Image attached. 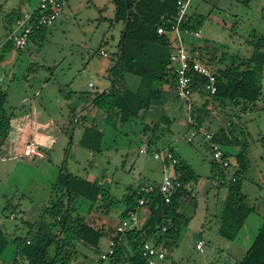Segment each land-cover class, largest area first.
<instances>
[{"label":"crops","instance_id":"crops-1","mask_svg":"<svg viewBox=\"0 0 264 264\" xmlns=\"http://www.w3.org/2000/svg\"><path fill=\"white\" fill-rule=\"evenodd\" d=\"M206 1L208 0H202L204 3ZM243 1L248 2L249 0ZM190 4L191 0H189L186 11L187 18L190 19L194 25H196V29L201 30V23L205 15L201 13L197 14L196 12L194 14L190 13ZM113 17L114 16H111L109 19H112ZM103 19L108 20V17ZM244 21L245 20L242 18H239L237 20L238 27H241L240 25L244 24ZM117 25L118 24H111L110 26L116 27ZM250 26L248 32H243L241 28L240 32L242 31L243 33L240 34V37L238 35L239 32H236L235 37L237 42H233L232 44L217 40H214L213 43L203 42L201 41L202 35L197 39H191L192 35L183 34L182 38L184 44L198 59L201 58L202 55L207 56V58L202 56V59L206 60V64L209 65L213 71H220L227 68V66L231 65L232 58L235 55L240 57L239 63L237 64L241 65L242 70L249 68L257 69L258 76L262 84V96L257 101L256 106L253 107V110H256L264 108V29H261L262 31H257L255 29L252 30ZM119 27L120 33L122 25ZM175 36V34H172L171 38L174 39ZM253 36H256V39L258 40L260 39L263 46L255 49L254 45L257 40L253 43ZM106 43H109V40L107 37H104L101 46L96 50L99 56L107 57L111 60L109 63H103L100 70L102 78L98 84L97 90L84 91L83 94H80L78 89L75 88H71L66 92L62 91L60 87L59 91H53L50 89L43 92L38 89L30 95H17L12 104H7L9 99L8 90L3 89L0 86L7 92L8 95L4 107L10 117V131L8 137L6 140L1 139L0 142V186L2 187L4 180L9 181L10 178L17 172V169L21 170L34 168L39 171L37 173L34 172V174L31 175L32 178H28V180L31 179V181L29 183L26 182L24 191H27L25 193H28L29 191L33 193L36 191V193L44 195L43 200L40 201L36 198H27L25 196L22 200H20L19 205L22 210L20 213L21 222L16 224V227L11 226L8 228L0 223L1 229L4 230L5 233L11 237V239L18 237L15 235V231H17L20 227H23L26 231V235L24 237L30 238V235L32 236L30 224H34L36 227L41 225L44 209L51 206L54 195L61 194V188L59 187L60 185L57 184V180L63 167H66L68 172L73 175L90 181H99L111 194V199L107 203L104 202V204L107 205L106 208H99V210H95L93 207L101 202L92 207L90 202L84 198H76L69 203L73 213L82 215L88 221L95 220L99 226H103L107 229V231L110 230L111 226L116 228L117 223L115 224L114 222L121 216V213L124 210V205H122L120 201L122 196L116 197L113 193L115 188L114 185L116 184L114 183V180H112L109 184L106 176L102 179L99 178V175L96 172L98 170L93 168V161H95L98 154L105 155L106 159H112L107 160L108 162H118L122 159V156L132 155L127 144V139L128 132L131 131L132 133H135V128L134 125L127 124L130 121L122 122L120 114H118L116 110L110 112L99 110L92 104V99L95 94L97 92L108 90L111 84L108 74L110 67L113 65L112 59L114 55H110L108 53L107 47L105 46ZM102 50L105 51L107 55H103L101 53ZM89 75L93 76L94 71H91ZM71 85H73V83L70 84V86ZM89 86L94 87L95 84L90 82ZM173 90L174 93L172 94L171 87H166L162 98L154 101L149 109L142 111L140 119L146 124L142 133L138 136L142 144L145 143L149 147V144L151 143L152 146L160 148L161 151H158L156 148V153H164L167 150H171L176 154L178 159H184V155L176 149V146L172 143V139L174 133L180 128L179 120L177 121V118L183 111H185L184 108L186 106V114L188 118L186 120L187 125H184V127L185 129L186 126L188 127V132H185L184 136L189 143L193 144L198 140H202L208 147H210L206 137L196 134L200 131H205L206 127H210L211 131L208 132L212 133L218 131L219 129H224L232 135L234 140H237V142L231 145H223V147L227 146L229 149V151H224L228 155V159L231 163L236 162V158L234 160L231 158L237 156L244 150H246L247 158L248 143H246L247 141H244V138L242 137V135H245L244 129L242 128H244V126L246 127L245 122H243V118L253 110H248L244 113L241 110V106H236L232 103H227L225 105L213 103L212 112L214 116L211 115L209 118L210 125H200V128L197 129L196 126L193 125L196 123L191 116V109H193V106L197 104H200V107H202L204 99L198 94L192 95V98H182L178 95L174 96L176 94L175 87ZM175 98L184 99L185 103L181 105L177 104L176 106L174 104ZM188 99H190L189 102L187 101ZM193 103L195 105H193ZM155 114H159L162 121H164V118L162 117L166 115L168 120L166 119L165 122H167L168 125L161 124L155 127L154 125L158 124V122L154 119ZM182 117L183 116H181V118ZM146 126H149L150 129H147ZM87 129H93V144L96 145L98 150H92L83 146L82 140ZM152 132L155 133L151 134ZM166 135H168V138ZM164 139H166L165 142L161 143ZM32 142L37 145V151L40 154L34 153L30 156L22 154L27 144ZM142 148L146 151L141 152ZM147 150L148 148L146 149L145 147H141L139 149V155L136 157L134 153V161H136L138 169L143 168L145 170L146 157L144 158L143 154H145ZM139 156H141V158ZM156 159H160L162 163L161 170L164 173L165 178L166 173L171 172V168L165 163L164 159ZM184 160L188 162L186 159ZM71 161H73L72 165L70 163ZM213 163L214 159L212 158L210 174L204 177L198 173V180L188 184V195L183 200H188L191 203L187 204L186 202L184 204L185 201H180L179 212L189 217L190 221L186 227L187 230L185 231V234L182 232L181 236L175 240L172 249V259L179 264H239L251 246H245V241L240 239V234L247 225L246 223L251 214L246 219L244 226L234 240H228L220 234L223 210L226 199L229 196V187L227 184L228 181H230L229 176L234 174V168H231L232 171L228 170L230 167L226 169V177L224 180H221L220 176L215 174V171L212 168ZM244 177L245 172H243L242 175V193L247 197L248 204L252 206L249 203L251 202L249 195L244 191ZM254 183L260 186V182L255 181ZM106 184L110 187H107ZM151 184L152 183L149 182L148 184L141 183L139 185L147 188ZM119 185L121 184L117 183L116 187H119ZM6 186L7 188H4L2 192H11L12 189L8 185ZM128 186L129 185H127L125 189ZM133 186L136 187L138 185ZM204 198L208 199L203 200ZM65 202H68V198L65 199ZM200 202H202V204H200ZM9 203L10 202L8 201L7 208L9 212L7 217L9 220H15L18 218V208L13 205V207L10 208ZM113 205L116 206L115 209L113 208ZM252 207L254 208V212L258 213L255 207ZM85 210H87L86 216L84 215ZM93 211H95V213L99 211L97 217L92 216ZM12 213L14 214L11 215ZM128 219L132 221L133 228L141 229L148 219L147 208H140ZM44 220L46 219L44 218ZM191 232H195L194 234H197L195 239V248L203 255L200 259L197 258L191 249L184 246L183 240L181 239L183 235L188 238L189 233ZM112 235H116V232L114 231L113 234L108 233L106 236L111 238ZM83 243L84 242L80 240L76 243V251L70 264H87L88 259L76 260V256L80 252L79 248ZM12 244L13 245H11L9 249L8 245L3 251L0 257V264H13L15 260H18L22 264H26L27 260L19 254L18 248L15 244ZM123 245L125 247L124 251H128L130 248L128 241L123 240ZM241 251L243 256L241 258L236 257V255L238 256ZM128 255L129 254L125 255L124 253L121 255L123 264H131L125 260Z\"/></svg>","mask_w":264,"mask_h":264},{"label":"trees","instance_id":"trees-1","mask_svg":"<svg viewBox=\"0 0 264 264\" xmlns=\"http://www.w3.org/2000/svg\"><path fill=\"white\" fill-rule=\"evenodd\" d=\"M112 2L115 6V15L110 22L112 25L121 24L122 29L117 49L113 53V65L109 69L110 88L97 92L92 104L99 110L108 112L116 110L120 114L121 121L128 122L140 119L142 111L149 109L154 101L162 98L166 87L175 86L176 73L171 60L169 36L159 34L158 27L166 23L167 28H171L172 18L178 13L179 0H112ZM19 13L16 12L9 18L5 27L7 34L12 30ZM183 27L197 28L190 19H187ZM47 29H36L30 35L29 41L38 38L43 40ZM254 46L257 49L263 44L257 39ZM1 47L4 53L18 48L12 41L3 42ZM2 59L3 55H0V60ZM199 59L204 62L202 58ZM239 59L240 57L235 55L231 65L223 70L214 71L217 78V92L213 95L203 90L205 77L195 75L198 92L209 97L204 100L203 107L213 103L219 105L232 103L241 106L244 113L253 110L262 96L261 80L257 69L242 70L241 65L237 64ZM7 96V92L0 87V138L3 140L7 139L10 131V117L4 107ZM162 118L168 120L166 115ZM201 124H203L202 117H198L196 124L193 125L199 129ZM157 125L159 123L154 126ZM146 128L150 129L149 126ZM93 133V129H87L82 144L86 148L98 150L93 144ZM213 135V140L222 145L237 142L224 129L213 132ZM149 147H152L151 143ZM156 148L161 151L160 148ZM173 155L176 156L175 153ZM226 157L228 158L227 154ZM164 160L171 168V177L181 182L180 188L170 193H163L161 191L163 180L155 181L147 188L141 185L136 187L129 185L120 199L121 204L124 205L120 216L122 221L133 216L140 208H147L148 219L141 229H129L118 235L117 227L111 226L107 231L95 220L88 221L82 215L74 214L69 204L72 200L82 197L93 207L99 202L107 203L111 199V194L99 181H90L73 175L63 167L57 180L61 194L54 195L51 206L44 209L39 227L30 224L32 234L30 238L18 236L11 239L4 230L0 229V257L7 246L14 243L19 254L27 260L26 264H70L78 240L97 247L103 236L108 233L113 234L115 231L116 235L111 237L115 241V254L112 255L115 264H123L121 258L125 250L123 240L128 241L132 248L131 254L125 259L126 262L148 264L141 255V247L144 242L149 241L165 250L168 264H179L172 259V249L175 240L181 236L190 221L189 217L179 212L180 201L186 198L187 186L198 180V174L184 159H179L177 163H173L171 159ZM230 165L234 168L233 176L237 179L228 182L229 196L223 210L220 234L228 240H234L248 216L254 212V208L248 204L247 197L242 193V175L247 168L246 150L236 156V162L230 161ZM212 168L221 180L225 179V169L221 168L218 162L214 161ZM66 198L68 202H65ZM141 199L144 200L142 205ZM44 214L51 215L54 221L44 220ZM164 226H167L166 230H163ZM28 239L31 240L30 243ZM13 264L22 263L15 260ZM239 264H264V223Z\"/></svg>","mask_w":264,"mask_h":264},{"label":"rangeland","instance_id":"rangeland-1","mask_svg":"<svg viewBox=\"0 0 264 264\" xmlns=\"http://www.w3.org/2000/svg\"><path fill=\"white\" fill-rule=\"evenodd\" d=\"M65 1L66 4L62 14L47 29L43 40L38 38L29 41L24 49L13 48L11 51L4 53L1 46L7 36L5 27L9 22V18L14 16L16 12H21L23 9L35 6L38 0H0V55H3V59L0 60V86L8 90L9 99L7 104H12L17 95H30L38 89L43 92L50 89L59 91L60 87L62 91L66 92L71 88H75L78 89L80 94H83L84 91L97 90L102 78L100 70L103 63H109L111 60L107 57L99 56L96 50L101 46L104 37H107L109 40V43H106L105 46L110 55H113L117 49L120 34L119 26L121 25L118 24L116 27H112L110 26L111 22L109 19V17L115 15V6L111 0ZM189 12L205 15L201 23V41L203 42L213 43L214 40H217L232 44L233 42H237L235 37L236 32H239L238 35L240 37V34L244 31L248 32L250 25L252 30L259 31L264 29L263 0H249L248 2H244L243 0H208L205 3L202 0H191ZM105 17H108V20L103 19ZM239 18L245 20L244 24L240 25L241 27H238L237 24ZM241 28L243 32H240ZM253 37L254 43L257 39L256 36ZM191 39L197 38L191 36ZM204 57L207 58L206 55ZM91 71H94L93 76L89 75ZM90 82L95 84V86H89ZM72 83L73 85L70 86ZM173 88L174 86L171 87L172 94L174 93ZM195 94H198L204 100L209 98L202 92L197 91ZM174 96H177V94ZM189 100L187 101L189 102ZM174 101L176 106L177 104L181 105L185 103V100L181 98H175ZM194 103L193 105H195ZM212 105L207 104V106L200 107V104H197L193 106L191 116L195 123L198 117H202L203 124L201 125H208L209 118L213 115ZM184 109L185 111L177 118L180 128L174 133L172 143L184 155V159L191 164L196 173L206 177L210 174L211 169V151L202 140H198L193 144L187 141L184 136V133L188 132V127L186 126V129L184 127V125H187L186 120L188 118L186 106ZM181 116L183 117L181 118ZM158 117L159 114H155L154 119L159 125H168L165 120L162 121ZM243 122H245L246 127L244 126L242 128L245 134L242 137L248 143V166L245 170L244 191L249 195L251 200L249 203L258 211V213H251L246 223L247 225L240 234V239L245 241L244 245L250 246L258 233V229L264 222V108L256 109L248 113L243 118ZM127 124L134 125L135 128V133L128 132L127 139V144L133 156H122V159L118 162H108L107 160L112 159H106L105 155L98 154L95 161H93V168L98 170L96 172L99 178L102 179L106 176L109 184L112 180L116 183L113 190L116 197H121L125 193V187L127 185L153 183L163 180L165 176L161 170L162 163L160 159L154 157L156 146L148 147L147 144H142L138 137L146 124L141 119L132 120ZM205 131H211L210 127H206ZM154 133L152 132L151 134ZM196 135L203 136L201 132H198ZM166 136L168 138V135ZM165 140L161 143H164ZM141 147L148 148L147 152L143 154V157H146L145 170L143 168L138 169V165L134 161L135 157L139 155V149ZM223 149L229 151L227 146H224ZM139 157L141 158V156ZM175 157L177 162H179L177 156ZM235 158L236 156L231 159L234 160ZM70 163L72 165L73 161ZM229 167L228 170L232 171V167ZM38 171L34 168L17 169V172L9 181H3L2 187L0 186V223L3 226H7L8 228L11 226L16 227L15 225L21 222L20 213L22 210L19 202L24 196L27 198H36L39 201L43 200L44 195L41 193H36V191L33 193L30 191L25 193L27 191H24L26 182L29 183L31 181L28 178H32L31 175ZM166 176H172L171 172L166 173ZM231 177L232 175L229 176V178ZM255 181L260 182V186L254 183ZM117 183L121 185L116 187ZM6 185L12 189L11 192H2L4 188H7ZM106 186L110 187L108 184ZM207 199L204 198L203 200ZM8 201L10 202V208L13 206L18 208V218L15 220H9L7 217L9 212L7 208ZM183 201H185L184 204L186 202L187 204L191 203L188 200ZM106 206L104 202H101L93 207V209H105ZM115 207L113 205L114 209ZM92 213L93 217H97L99 211L97 213L93 211ZM84 215H87V210L84 211ZM44 218L49 222L54 221L51 215L44 214ZM121 222V218L118 217L114 223H117V227ZM186 230L187 228L183 230L184 234ZM194 233H189L188 238L183 235L181 239L183 240L184 246L191 249L197 258L200 259L203 255L195 248L197 234ZM15 235L24 237L26 231L23 227H20L15 231ZM110 241V237L103 236L100 245L96 248H93L87 243H83L79 248L80 252L77 254L76 260L88 259L87 264H115L112 256H108L104 260L101 259V255L109 251ZM11 245L13 244L11 243L8 249ZM131 250L132 248L130 247L128 251H124V254L130 255ZM242 256V251L238 256L236 255L238 258Z\"/></svg>","mask_w":264,"mask_h":264},{"label":"built area","instance_id":"built-area-1","mask_svg":"<svg viewBox=\"0 0 264 264\" xmlns=\"http://www.w3.org/2000/svg\"><path fill=\"white\" fill-rule=\"evenodd\" d=\"M189 0H179L178 13L172 18L170 29L167 28L166 23L158 27L159 34H167L171 45V60L175 67L176 80H175V93L182 98H188L199 90L196 86L195 75L199 74L205 77L206 82L203 85V90L208 94H215L217 92V78L212 68L206 63L198 59L190 49L184 44L182 35L190 34L196 38L201 36L200 29H191L183 27L187 21V8ZM66 1L65 0H38L37 4L33 7L23 9L17 16L12 30L7 34L4 42L12 41L18 48L24 49L29 43L30 35L40 28H49L54 24L58 17L62 14ZM175 34L172 39L171 35ZM103 55H107L105 51H101ZM208 140L212 152V158L218 162L220 167L228 169L230 161L226 157V152L223 145L218 141L213 140V133L200 131ZM1 142V138H0ZM145 149L142 148L141 152ZM40 154L37 151L35 143H28L24 149V155ZM156 158L171 159L173 163H177L176 157L167 150L164 153H156ZM235 181L237 177L230 178ZM239 179V177H238ZM181 182L171 176H166L161 184V191L163 193H170L181 187ZM140 204H144V200H140ZM167 226L163 227L166 230ZM1 229V227H0ZM133 229L132 221L129 219L123 220L117 226V234H123L127 230ZM31 240L28 239V243ZM110 249L107 253L101 255L102 259H107L108 256L115 254V241L111 239ZM200 247V246H199ZM141 255L147 260L148 264H168L165 250L156 247L153 243L146 241L141 247Z\"/></svg>","mask_w":264,"mask_h":264}]
</instances>
